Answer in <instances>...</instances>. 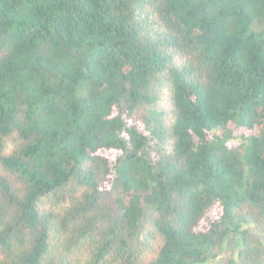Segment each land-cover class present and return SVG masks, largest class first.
Masks as SVG:
<instances>
[{
  "label": "trees",
  "instance_id": "obj_1",
  "mask_svg": "<svg viewBox=\"0 0 264 264\" xmlns=\"http://www.w3.org/2000/svg\"><path fill=\"white\" fill-rule=\"evenodd\" d=\"M0 264H264V0H0Z\"/></svg>",
  "mask_w": 264,
  "mask_h": 264
}]
</instances>
